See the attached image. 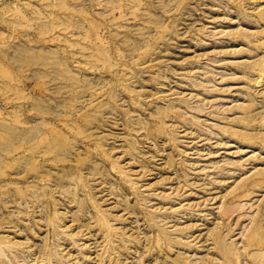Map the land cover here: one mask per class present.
Here are the masks:
<instances>
[{"label":"rangeland","instance_id":"374dc122","mask_svg":"<svg viewBox=\"0 0 264 264\" xmlns=\"http://www.w3.org/2000/svg\"><path fill=\"white\" fill-rule=\"evenodd\" d=\"M0 238L264 264V0H0Z\"/></svg>","mask_w":264,"mask_h":264},{"label":"bare ground","instance_id":"6f19581e","mask_svg":"<svg viewBox=\"0 0 264 264\" xmlns=\"http://www.w3.org/2000/svg\"><path fill=\"white\" fill-rule=\"evenodd\" d=\"M41 131H42V127H39V126H34V127H32V129H31V132H32L33 136H35V134H37V133H39V132H41ZM45 151H46V150H45ZM44 153H45V152H44ZM32 154H34V152H33ZM42 155H43V154H42ZM38 200L40 201V199H38ZM47 201H48V200H46V205H48V202H47ZM46 208H47V206H46ZM107 225H108V224H107ZM1 242H2V239L0 238V243H1ZM52 248H53V247H52ZM50 249H51V248H50ZM50 249H49V250H50ZM54 249H55V248H54ZM54 249H53L52 251H50V252H46V253H45V254H46V257H45V258H47L49 261L53 260L54 257H55V261L60 260V258H59L60 256H58L59 259L57 260V254H58V253H57ZM1 250H2L1 254L4 253V250H3V249H1ZM39 250H40V249H39ZM41 251H42V250H40V253H39V251L37 252V253L40 254V256H41ZM44 251H45V250H44ZM10 252H11V248L8 247V250H7L6 253H9V254H10ZM14 253H16V252H14ZM14 253H13V254H14ZM228 253H229L228 251H225V254H226V255H228ZM9 254H8V255H9ZM16 254H17V253H16ZM30 254H31V253H30ZM39 254H38V255H39ZM27 255H28V253H27ZM9 256H13V255H9ZM9 256H8V257H9ZM14 256H15V254H14ZM14 256H13V257H14ZM16 256H17V255H16ZM19 256H20V255H19ZM20 257H21V256H20ZM26 257H27V256H26ZM255 257H256V258L258 257L257 254H256ZM0 258H1V257H0ZM9 258H10V257H9ZM15 258H16V257H14V259H15ZM22 258H23V257H22ZM45 258H44V259H45ZM11 259L13 260V258H11ZM25 259H26V258H25ZM25 259H24V260H25ZM47 259H46V260H47ZM8 260H10V259H8ZM12 260H11V261H12ZM6 261H7V260H6ZM53 261H54V260H53ZM60 261H61V260H60ZM62 261H63V260H62ZM62 261H61V262H62ZM1 262H3V263H1V264H8V262L6 263V262L4 261V259H3ZM4 262H5V263H4ZM44 262H45V260H44ZM57 263H59V261H58ZM9 264H10V263H9ZM59 264H60V263H59ZM62 264H63V263H62Z\"/></svg>","mask_w":264,"mask_h":264}]
</instances>
